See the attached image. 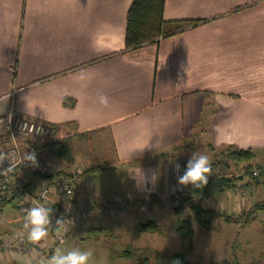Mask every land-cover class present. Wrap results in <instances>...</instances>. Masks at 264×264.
Returning <instances> with one entry per match:
<instances>
[{"label":"crops","instance_id":"crops-1","mask_svg":"<svg viewBox=\"0 0 264 264\" xmlns=\"http://www.w3.org/2000/svg\"><path fill=\"white\" fill-rule=\"evenodd\" d=\"M131 3L0 0V154L9 112L66 132L70 140L100 141L95 146L105 147L96 158L84 150L73 160L63 150L66 172L78 182L75 199L84 206L159 201L177 183L180 165L193 157L210 159V152L226 147L253 156L264 151V0H164V31H182L126 52ZM96 167L106 171L87 173ZM45 171L31 167L19 176L37 189L52 175ZM16 211L15 202L2 206L0 235L17 231ZM126 217L137 225L136 237L149 232L161 240L175 234L183 218L155 206ZM121 221L98 218L77 223L72 232L97 223L110 230ZM146 222L155 231L140 232ZM235 242L228 244L230 259L219 263L234 261ZM178 245L175 253L182 252ZM196 252L195 243L185 254ZM26 261L0 257V264Z\"/></svg>","mask_w":264,"mask_h":264},{"label":"rangeland","instance_id":"rangeland-1","mask_svg":"<svg viewBox=\"0 0 264 264\" xmlns=\"http://www.w3.org/2000/svg\"><path fill=\"white\" fill-rule=\"evenodd\" d=\"M46 127L51 129V136L43 139V142L38 143V149L41 150L38 155V168L43 166L46 169L45 174L59 172L63 175H69V173L66 172V165H64L62 160L64 159V153H62L60 157L57 156L60 146L63 148L65 146L73 160L74 153H83L84 150H86L88 158H96L98 151H101L102 147H105L102 146L97 148L95 145L100 143V141L96 142V140H70L73 137L70 134L61 132L54 127ZM4 132H6L5 128ZM70 143L74 146H71ZM52 145H55L56 148L52 147ZM46 146L49 148L45 149L44 147ZM70 147L72 152H70ZM200 151L199 147L196 148V152ZM236 151L238 150L226 147L216 154L210 152L211 164L217 163L220 165L217 166L215 170H212V173L224 174L227 178H242V180L235 185L234 189H237V191L233 189V191L228 193L212 195L206 200L202 207L206 210L219 213L220 215L238 218V220H240V222L236 224L238 231L235 230L234 224L227 225L221 218L213 221L212 229L208 232L195 227L192 246L195 247L196 243L197 252L189 255V257L185 254L187 261L196 264H218L219 261L223 259L229 260L231 255L229 253L228 244L230 241L233 242L234 239H236L232 247L234 261L230 263L264 264V212L254 213L253 209L257 204L264 203V178L259 179L258 183L248 181L245 178L244 171L248 165L243 163L237 164L236 166L235 163L227 159L230 152ZM94 153H96V156L92 157ZM253 159L249 163L251 174L255 173L256 176L254 178H259L260 170L264 171V151L259 150L255 152ZM64 161L67 162L68 158H65ZM74 164L79 165L78 162ZM221 165H226L227 169L223 170ZM36 167L37 166H32L34 169ZM100 167L102 166L100 165ZM232 200L236 204L235 207L233 205L231 206ZM159 201H157L158 204ZM145 204L148 206L142 208L141 206ZM158 204H152L150 198H143L139 202L134 201L131 208L129 207L128 210L117 215H103L79 221L78 223L82 224L86 221L105 217H115L122 220L121 223L113 225L112 229L110 228L109 231L106 230L104 225H99L100 223L88 228H82L80 227L81 225H79L78 228L73 229V232L72 227H70L67 233V240L65 243L56 246L52 256L58 252L66 253L69 250L77 249L92 252L90 264H139L146 253L141 254L140 257L137 255L134 257L132 256L129 259H119V255L125 250L133 251L141 247L148 249H166L170 253H175L178 251V244L181 243L176 234L168 233L167 238H164V240L149 234V232L136 237L137 225L123 221L127 220L126 216L131 213L132 210L134 211L139 208V210L142 209L148 212L153 206H155L156 209L171 210L173 213L177 210L181 211L183 216L181 219H185L190 215L189 209L183 206L162 208ZM50 259H41L38 261L27 260V263L21 264H48Z\"/></svg>","mask_w":264,"mask_h":264},{"label":"built area","instance_id":"built-area-1","mask_svg":"<svg viewBox=\"0 0 264 264\" xmlns=\"http://www.w3.org/2000/svg\"><path fill=\"white\" fill-rule=\"evenodd\" d=\"M161 40L159 38L157 41ZM6 140L1 142L4 159L0 165V217L2 206L13 202L17 205L16 215L19 227L16 232L0 235V257H16L25 260L50 259L56 246L65 243L68 230L79 221L103 215H117L128 208L133 202L118 199L104 202L96 206H84L75 199L77 178L54 172L44 180L37 189L29 188L20 174L34 166L25 157L35 153L36 163L39 160L40 149L38 143L51 136V129L37 124L9 112L4 118ZM53 134V133H52ZM48 149L49 147H44ZM15 163L12 171L7 172L11 164ZM255 177L256 174L252 173ZM237 191V189H234ZM186 190L176 183L166 197L160 199L162 208L179 207ZM43 205L51 209L48 236L41 242L34 244L27 239L26 222L27 211L32 207ZM148 205L141 206L142 208ZM187 209V204L183 205ZM60 221V223H57Z\"/></svg>","mask_w":264,"mask_h":264},{"label":"trees","instance_id":"trees-1","mask_svg":"<svg viewBox=\"0 0 264 264\" xmlns=\"http://www.w3.org/2000/svg\"><path fill=\"white\" fill-rule=\"evenodd\" d=\"M164 0H132V3L126 14V30L124 39V48L126 52L137 50L144 45L156 43L159 38H166L182 31L181 27H176L173 30L164 31L165 22L163 21ZM195 23H189V25ZM55 147V145H52ZM56 148V147H55ZM64 148L60 146L57 151V156H61ZM227 159L237 166V164L246 163L248 165L245 171V178L250 182L258 183V180L264 178V171L260 170L259 178H254L251 174L249 163L253 159V154L250 150H238L230 152ZM188 163L180 165V176L177 181L186 174ZM217 163L211 164L212 170H215ZM222 169H227L226 165H221ZM106 170L96 167L91 168L87 173L104 172ZM47 179V178H46ZM242 178L234 179L227 178L224 174H215L212 171L208 174L207 183L202 187H196L189 183L182 185L186 190L184 197L181 199V205L187 204L190 215L182 219L173 228L181 242L182 252L171 254L168 252H156L152 250H125L119 255V259H129L130 257L138 256L146 253L139 264H193L186 260L185 252L192 248V241L195 234V227L208 232L212 229V224L215 219L221 218L225 223L238 224V218H231L226 215L204 209L202 206L206 200L212 195H219L233 191L237 182ZM152 204H158L157 200L150 198ZM254 213L264 212V203L257 204L254 208ZM253 213V214H254ZM174 214L180 215L181 211H175ZM246 215V214H245ZM156 226L153 223L146 222L139 227L140 232L155 231ZM109 231L108 229H106ZM102 231V230H101ZM99 232V231H97ZM143 256V255H142ZM218 264H238L227 261Z\"/></svg>","mask_w":264,"mask_h":264},{"label":"clouds","instance_id":"clouds-1","mask_svg":"<svg viewBox=\"0 0 264 264\" xmlns=\"http://www.w3.org/2000/svg\"><path fill=\"white\" fill-rule=\"evenodd\" d=\"M100 103L105 107L108 106V98L106 96L100 97ZM225 140L218 137V143H224ZM27 160L32 161L34 166L38 167L35 159V153L28 154L25 157ZM4 159V155L0 154V161ZM15 167V163L11 164L6 170L12 171ZM212 171L211 161L207 155L200 154L197 157H193L188 162L186 174L179 180L182 185L193 184L196 187H202L207 183L208 174ZM51 209L43 205L32 207L27 211L25 217L24 229H27V239L37 244L44 240L48 236V225L50 224L49 213ZM60 223V221H57ZM92 258L91 251H81L77 249L69 250L66 253H60L53 255L48 264H90Z\"/></svg>","mask_w":264,"mask_h":264}]
</instances>
